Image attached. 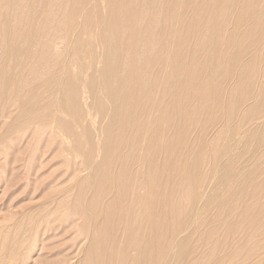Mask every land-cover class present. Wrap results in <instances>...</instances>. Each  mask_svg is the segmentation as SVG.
<instances>
[{"label":"bare ground","instance_id":"1","mask_svg":"<svg viewBox=\"0 0 264 264\" xmlns=\"http://www.w3.org/2000/svg\"><path fill=\"white\" fill-rule=\"evenodd\" d=\"M262 71L264 0H0V101L9 102L0 146L66 126L50 133L53 148L33 171L46 180L65 161V180L78 189L80 214L63 213L61 201L60 219H40L37 249L51 253L73 233L79 243L56 264L79 255L75 264H264L254 239L264 229ZM98 83L112 113L77 163V128L88 144L92 109L106 112ZM6 155L5 187L19 178L21 152L7 164ZM8 243L1 233L0 264L16 257ZM247 244L257 253L243 252Z\"/></svg>","mask_w":264,"mask_h":264},{"label":"rangeland","instance_id":"2","mask_svg":"<svg viewBox=\"0 0 264 264\" xmlns=\"http://www.w3.org/2000/svg\"><path fill=\"white\" fill-rule=\"evenodd\" d=\"M56 46L58 47L59 45L57 44ZM261 66L263 67V65ZM94 74H96L95 81L101 79L102 74H99V72H95ZM78 75H80V73ZM258 81L259 85H262L264 83V71L259 74ZM56 85L57 83L54 85L55 89L52 92V94L55 95L53 96V98L49 99L54 103L57 102L56 96L57 92L59 91V86ZM255 85L257 86V84ZM95 89L97 92L96 94L101 98L102 103L106 106V112L104 115H101L98 111L97 104V109H92L91 113L93 114L96 124L95 127H91L89 129L90 140H88V144H85L86 142L84 141L83 137H86V133L82 130L81 127L77 128L76 138L79 141L80 139L82 140L81 147L78 151L79 154H77V163L80 161V159L82 161L83 157L87 156L91 148L95 147L96 139L99 135V128L105 126L108 123L109 116H111L112 113L109 105V100L106 97L102 96L99 92V83L96 85ZM8 105L9 102L7 100L4 99L0 101V114L7 111ZM16 113L17 111L12 110V114ZM18 118L21 122L30 121L29 118H25L22 115L20 117L18 116ZM65 119L68 124V122H70L69 117H65ZM219 126L220 124L216 128H219ZM33 127H37V125H34ZM65 131H67L66 126H60V129L58 130L52 123H50L45 127H39L37 131L30 133L28 132L25 139L26 142H12L11 149L6 146L8 140L12 139L11 136H7L4 139V146H0L2 154H8L4 158V163L6 164L12 162L13 156L11 154L14 149L20 150L21 152L18 162H14L19 170V178L14 184L5 187L4 176L7 173V170L0 171V234L3 233V236L5 235V237H7L9 240L8 244L11 248H9L8 253H16L15 259L5 261L4 264H34L37 261L41 262L42 264H45L47 261H51L53 264H56V262L60 263L59 260L63 257V255L66 256L72 250L71 246L77 245L79 243L78 239L80 238H72L71 235L74 234L69 233L67 235H64L63 237L60 236L58 238L60 239V241L56 240L58 242L54 245L57 248H55L53 252L43 254L37 249L40 245L39 233H41V230L44 227V223H42V221L44 220L45 222V219L50 212H52V215L55 218L60 219L63 208H60L61 205L58 204L61 201L65 200L68 205V211H63V213L67 212L72 215V217H74V215L78 216L80 214V211L74 204L78 191L77 185L76 183L67 182L65 180V161H57L58 165L48 170L46 177H44L46 180L40 178L37 180V177L34 175L33 171L34 163L37 162L39 155L42 156L43 151L46 147H48V144H50L53 148L52 144L49 141L52 140V136L50 135V133H52L53 136H56L55 132H57L62 136ZM81 134L83 136H81ZM69 141L70 140H67V142ZM251 141H253V139H251ZM71 147H73V142L68 143V148L70 149ZM91 158L92 160H99L96 152L92 154ZM251 160V158H246L242 160V163L244 164ZM239 161L240 160L236 161L235 165H237ZM140 173L141 168L137 172L136 176ZM26 176L29 178L27 183H29L30 185L28 187H25L26 182H23V178ZM126 188L129 194L131 192V189L133 188L132 182H129ZM136 188L137 187H135V189ZM91 190L92 188H90L88 185L84 187L83 198L85 200L90 197ZM223 191H225V187ZM213 207L214 205H212L211 209H213ZM40 210L44 211L41 212ZM84 211L86 213L88 212L87 209H85ZM41 218H43V220H40ZM74 220L77 224L81 223L80 220ZM20 223L21 226L18 229H15V225H20ZM260 231L264 235V229ZM262 234L254 237V239L256 243L264 247V236ZM36 237L38 239V242L36 240ZM32 242L34 243V248L32 250L33 252L29 254ZM243 252L247 253L248 256L249 253H257L255 249L251 248L250 244L245 245V249ZM6 255L7 247H3V250H0V263L2 259H5ZM81 256L82 255L77 256L73 260L74 262L70 260V262L66 264H75V262L79 260ZM22 258H27V260H24L25 262H22ZM244 263L248 264L249 258H247Z\"/></svg>","mask_w":264,"mask_h":264}]
</instances>
